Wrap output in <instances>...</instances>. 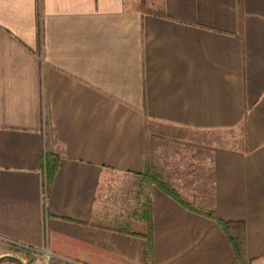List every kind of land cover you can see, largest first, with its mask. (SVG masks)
<instances>
[{"label": "crops", "instance_id": "0c3cea01", "mask_svg": "<svg viewBox=\"0 0 264 264\" xmlns=\"http://www.w3.org/2000/svg\"><path fill=\"white\" fill-rule=\"evenodd\" d=\"M156 6L0 0V264H242L211 214L264 264V0ZM157 126L242 129L211 150L204 208L143 177ZM114 173L148 185L117 226Z\"/></svg>", "mask_w": 264, "mask_h": 264}, {"label": "rangeland", "instance_id": "374dc122", "mask_svg": "<svg viewBox=\"0 0 264 264\" xmlns=\"http://www.w3.org/2000/svg\"><path fill=\"white\" fill-rule=\"evenodd\" d=\"M159 0H142L143 5L155 9ZM150 139L146 160L148 168L159 174L169 189L188 205L204 208L211 194V150L215 146L237 145L242 129L201 131L173 126H157ZM145 180L135 174L114 173L101 195L106 207L113 212L111 224L117 226L130 214L135 205L147 199ZM31 257L37 251L14 248ZM261 264V262H256Z\"/></svg>", "mask_w": 264, "mask_h": 264}, {"label": "trees", "instance_id": "16d2710c", "mask_svg": "<svg viewBox=\"0 0 264 264\" xmlns=\"http://www.w3.org/2000/svg\"><path fill=\"white\" fill-rule=\"evenodd\" d=\"M46 174H47V183H49L50 178L53 176V173L56 168V164H52L50 167L47 165L46 166ZM142 175L144 178H147L149 183H154L156 184L159 188H161L163 191L173 194L171 189L166 185L165 181L162 179V177L159 174H154L152 170H148V168H145V170L142 172ZM48 185V184H47ZM174 195V194H173ZM176 196V195H174ZM147 239L150 242V236H151V224H150V213L147 212ZM211 217L214 218L220 225L221 227L225 230V232L228 235V238L231 242V245L233 247V250L236 254V256L241 260L242 264H248L245 259H244V235L243 232H241V225L238 223H233L229 221H225L217 216L215 214H211ZM7 257V256H5ZM0 258L2 260L3 258Z\"/></svg>", "mask_w": 264, "mask_h": 264}, {"label": "built area", "instance_id": "2783aa9c", "mask_svg": "<svg viewBox=\"0 0 264 264\" xmlns=\"http://www.w3.org/2000/svg\"><path fill=\"white\" fill-rule=\"evenodd\" d=\"M32 250L37 251L36 249H32ZM45 253L48 254L47 252H45Z\"/></svg>", "mask_w": 264, "mask_h": 264}]
</instances>
